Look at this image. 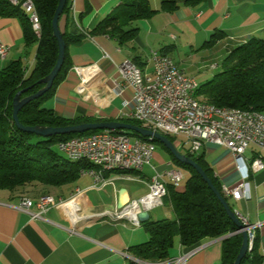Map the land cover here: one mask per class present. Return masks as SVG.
Returning <instances> with one entry per match:
<instances>
[{"label":"crops","instance_id":"1","mask_svg":"<svg viewBox=\"0 0 264 264\" xmlns=\"http://www.w3.org/2000/svg\"><path fill=\"white\" fill-rule=\"evenodd\" d=\"M85 1L88 3L87 11ZM119 1L69 0V4L78 29L86 32ZM150 4L153 9L159 8L158 0H150ZM63 26L64 18L61 17V31ZM136 26L138 32L130 47L119 46L104 34L86 35L80 43L70 45L68 53L72 66L46 106L66 119L81 116L107 120L126 118L133 110V91L123 85L119 76L118 65L122 60H133L142 70L151 72L152 66L148 61L150 51L168 55V51L177 49L175 42L178 41L180 47H188L189 50L199 46L207 48L203 43L211 34L222 32L224 38L212 45L220 46L218 53L221 55L222 50L228 53L232 47L249 38L264 40V0H204L171 13L159 11L148 19L137 21ZM169 40L173 43H168ZM0 44L8 47L6 55L0 58V68L21 59L25 72L30 71L34 64L35 47L24 48L18 18L0 16ZM90 64L95 65L93 75L84 81L75 67L83 69ZM212 75L203 74L199 82L209 80ZM262 113L264 115V110ZM173 143L178 150L183 147L175 138ZM195 154L203 155L221 187L232 188L244 183L242 197L234 199L228 196L229 203L236 214L256 225L255 236L259 240L264 264V167L256 172H248V177L243 178L244 166L237 167L240 161L226 147L212 142L204 143ZM256 156V148L249 146L242 154L244 164ZM150 164L154 169L145 165L139 172L112 171L105 179H113V184H105L99 189L92 188L94 180L88 173L79 175L71 185L52 188L51 191L56 194L50 192V195L54 197L77 200L81 221H73L62 207H51L39 218L32 219L28 213L17 208L20 196L0 190V264L135 262L136 258L129 247L148 239L142 223L135 228L123 226L120 221H113L109 217H98V213L117 209L120 198L126 203L143 196L155 172L162 174L166 183L170 182L163 173L178 168L167 153L155 149ZM125 176L132 179H126ZM175 187L180 188L179 184ZM173 218L174 213L166 194L160 206L148 211L147 220ZM224 237L205 238L190 247L176 240L170 256L155 261V264H169L170 258L182 253H189L185 264H220Z\"/></svg>","mask_w":264,"mask_h":264},{"label":"trees","instance_id":"2","mask_svg":"<svg viewBox=\"0 0 264 264\" xmlns=\"http://www.w3.org/2000/svg\"><path fill=\"white\" fill-rule=\"evenodd\" d=\"M159 8L153 9L150 0H120L111 11L101 18L89 31H80L74 20L69 0H66L60 18L64 26L60 32L64 41V58L60 70L53 79L51 87L40 96L26 102L18 111V120L23 126H67L82 122L109 121L95 117L81 116L66 119L56 115L46 103L52 98L55 89L71 68L68 53L70 45L81 42L86 35L104 34L116 41L119 46L130 47L136 37L137 21L148 19L155 13H166L185 6H195L204 0H158ZM38 15L40 31L37 36L31 28L27 15L20 7L0 0V16L16 17L19 20L23 46L27 50L34 46V64L29 72L21 59L13 60L0 68V190L15 193L22 197H38L51 194L52 188L73 184L83 169L93 168L86 161H71L56 150L60 140L85 136L98 130L42 137L19 130L12 119V98L21 89H26L21 97L37 92L42 86L38 81L45 77L57 58V43L52 35L51 19L58 0H31ZM86 11L89 10L85 1ZM222 32H214L203 46L210 47L224 38ZM133 61V60H132ZM134 62V61H133ZM138 65L136 62H134ZM220 71L202 83H198L195 96L219 107H237L262 112L264 110V40L249 38L235 45L221 61ZM139 66V65H138ZM117 121L139 126L133 118H119ZM129 136H137L131 131L114 130ZM171 142L174 137L165 135ZM154 145L167 152L171 161L187 172L183 187L177 188L166 183L167 198L174 213L173 219L156 221L145 220L142 226L148 239L129 247L136 259L151 262L170 256L177 240L181 245L190 247L205 238L225 236L221 243L220 264H232L239 247L241 236L235 224L227 216L223 206L200 175L191 166L176 160L166 147L157 140ZM194 160L205 172L212 185L229 204L218 179L202 154L182 152ZM112 171H105L104 177ZM128 171L124 173H130ZM127 264H137L129 262ZM239 264H263L259 240L255 236L249 251Z\"/></svg>","mask_w":264,"mask_h":264},{"label":"built area","instance_id":"3","mask_svg":"<svg viewBox=\"0 0 264 264\" xmlns=\"http://www.w3.org/2000/svg\"><path fill=\"white\" fill-rule=\"evenodd\" d=\"M24 3L31 10L36 19L38 30L40 22L31 0H17ZM240 44V43H239ZM8 47L0 44V58L7 53ZM148 61L151 63V72H146L148 80L153 81V88H139L136 82V64L124 59L118 65V73L124 86L133 91V110L127 115L137 120L139 126L157 131L158 124L173 123L176 133H164L175 139L181 137L180 144L186 147L187 152L195 154L206 142L226 147L231 154L240 161L238 168L244 166L243 178L248 177V172H256L264 167V120L236 116V113L212 112L194 104L191 95V87L197 86L194 77L187 76L184 71L166 54L159 51H150ZM95 65H87L86 68H94ZM215 64L211 65L214 68ZM81 74L82 67H75ZM82 81V78H81ZM151 114L156 118V125L142 124V115ZM257 150V156L244 164L242 154L249 147ZM155 149L152 141H141V136H129L111 129L98 130L85 136L60 140L56 144V150H67L79 155L81 151H89L94 160L102 164V167L113 165L137 167V172L146 165L154 169L151 158ZM82 174L88 173L93 177V189H99L105 184H113V179L106 178L103 174L92 173L89 170H81ZM164 176L173 184L178 185L183 178L180 169L165 171ZM126 179L132 177L125 176ZM244 183L235 187H222L226 196L234 199L242 197ZM147 192L138 199L129 200L114 211H102L98 217H109L113 221H120L123 226L129 225L135 228L136 222H140L137 215L142 211H149L162 204L163 188L166 181L162 174L155 172L147 183ZM72 198L62 199L58 197L20 198L17 208L28 213L30 218L37 219L51 207H62ZM240 223L244 226L247 219L236 214ZM189 253H182L169 259V264H185ZM137 264H155V262L135 259Z\"/></svg>","mask_w":264,"mask_h":264},{"label":"water","instance_id":"4","mask_svg":"<svg viewBox=\"0 0 264 264\" xmlns=\"http://www.w3.org/2000/svg\"><path fill=\"white\" fill-rule=\"evenodd\" d=\"M66 0H58L56 8L53 13V17L51 19V28H52V35L56 40L57 43V58L56 61L49 71V73L40 79L38 82L42 83L43 86L35 93L29 94L27 96L21 97V94L26 91V89H21L15 93L12 98V119L15 126L25 132L34 133L36 135L42 137H49L52 135H62V134H71V133H83L88 130H103V129H111V130H126L131 131L135 135L141 136L143 138H147L149 140H157L161 142L166 149L173 155V157L181 163L187 164L191 166L195 171L200 175L202 180L207 184L210 190L214 193L216 198L219 200L221 205L223 206L227 216L230 220L235 224L237 227L238 232L241 236V245L239 247L238 253L233 260L232 264H239L241 258L247 252V234L244 229V226L240 223L235 211L230 208L229 204L225 201V199L219 194L216 188L212 185L209 178L206 176L205 172L201 169V167L192 160L191 157L185 155L184 153L180 152L164 134L159 133L157 131L149 130L143 128L141 126L121 122L117 120H109V121H97V122H82L73 125L67 126H58V127H51V126H23L18 120V111L20 108L28 101L40 96L43 92L48 90L55 78L56 74L60 70V67L63 62L64 58V41L60 34V15L62 13L63 6ZM124 205L122 199L120 198L116 204V208L119 209ZM139 221L142 223L148 218V211H142L137 215Z\"/></svg>","mask_w":264,"mask_h":264},{"label":"bare ground","instance_id":"5","mask_svg":"<svg viewBox=\"0 0 264 264\" xmlns=\"http://www.w3.org/2000/svg\"><path fill=\"white\" fill-rule=\"evenodd\" d=\"M7 2L14 7H20L22 9V11L28 17L32 30L38 36L39 35L38 25L36 23V19L34 17L33 12L29 10L27 7H25L24 3H19L17 0H7ZM92 72L93 70L91 67L83 68L81 70V75L84 81H88L90 79L91 75H93ZM135 75H136V82L139 88H153V81L148 80L147 74H145V71L142 70L138 65L135 66ZM197 87H198V83H197V86L191 87L192 100L194 101V104H199L201 108L203 109H207L212 112L227 111L229 113H236V116H239V117L247 116L248 118H252V119L264 120V115L262 112L245 110V109H241L237 107H219V106L210 104L208 102H204L195 96V91ZM142 124L156 125V118L153 117V115L151 114H144L142 115ZM158 132L162 134L176 133V126H173V123L158 124ZM141 141H151V140L141 137ZM57 151L60 154H62L65 158L71 161L81 160V161H86V162L91 163L93 165V168H90L87 170H89L92 173L103 174L105 171H120V172L134 171V172H137V167H133V166L113 165L111 167H102V164L98 163V160H94V156L92 154H89V151H81L79 155L75 153H70L67 150H57ZM79 174L82 175V171H80ZM166 194H167L166 188H163V195H166ZM41 197H54V196L50 194H44V195H39L36 198H41ZM22 198H27V197H22ZM62 208L68 215L71 216L73 221L82 220V218H80L81 215L78 212V205H77L76 199H73L70 202L64 204ZM140 224L141 222H136V227H139ZM255 227H256L255 224H250L248 221L247 223H244V229L247 234V251L250 250L252 243L254 241Z\"/></svg>","mask_w":264,"mask_h":264},{"label":"rangeland","instance_id":"6","mask_svg":"<svg viewBox=\"0 0 264 264\" xmlns=\"http://www.w3.org/2000/svg\"><path fill=\"white\" fill-rule=\"evenodd\" d=\"M168 43H173V41L169 40ZM202 43V41H201ZM200 43V44H201ZM177 49H173L168 51V56L175 62L178 63L179 67L184 71L187 76L194 77L195 80L199 82V79L203 74L216 73L221 69V61L223 57L226 55V51L222 50L221 55H219L218 51L220 50V46H210L212 48L205 47H194L193 50H189L188 47H180L179 41L175 42ZM219 49V50H218ZM215 64L214 68H211V65ZM177 141L180 143L182 138L177 137ZM181 152L185 151V147H179ZM155 151L157 152H165L160 146L155 144ZM176 166V165H175ZM176 168V167H175ZM178 169V168H177ZM184 174V179L179 182L180 189L184 184L185 179V170L180 169ZM52 194H56L52 192ZM27 197V196H26ZM30 198V197H29Z\"/></svg>","mask_w":264,"mask_h":264}]
</instances>
